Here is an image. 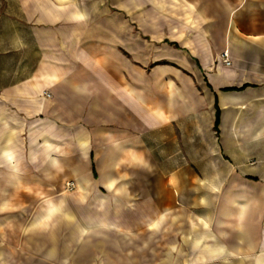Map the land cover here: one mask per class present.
<instances>
[{
	"label": "crops",
	"instance_id": "0c3cea01",
	"mask_svg": "<svg viewBox=\"0 0 264 264\" xmlns=\"http://www.w3.org/2000/svg\"><path fill=\"white\" fill-rule=\"evenodd\" d=\"M17 257L264 264V0H0Z\"/></svg>",
	"mask_w": 264,
	"mask_h": 264
},
{
	"label": "built area",
	"instance_id": "2783aa9c",
	"mask_svg": "<svg viewBox=\"0 0 264 264\" xmlns=\"http://www.w3.org/2000/svg\"><path fill=\"white\" fill-rule=\"evenodd\" d=\"M222 58H223V63L226 64V65H231L232 64V60H231V57L229 55V52L226 51L222 54ZM47 95H50V94H47ZM75 187V184L73 182H69L66 184V189L67 190H71Z\"/></svg>",
	"mask_w": 264,
	"mask_h": 264
},
{
	"label": "rangeland",
	"instance_id": "374dc122",
	"mask_svg": "<svg viewBox=\"0 0 264 264\" xmlns=\"http://www.w3.org/2000/svg\"><path fill=\"white\" fill-rule=\"evenodd\" d=\"M17 262L21 263V264H30L31 261H29L28 259H24L23 257H17ZM31 264H38V263H34L32 262Z\"/></svg>",
	"mask_w": 264,
	"mask_h": 264
},
{
	"label": "trees",
	"instance_id": "16d2710c",
	"mask_svg": "<svg viewBox=\"0 0 264 264\" xmlns=\"http://www.w3.org/2000/svg\"><path fill=\"white\" fill-rule=\"evenodd\" d=\"M218 121H219V112H218V114H217V123H218Z\"/></svg>",
	"mask_w": 264,
	"mask_h": 264
}]
</instances>
